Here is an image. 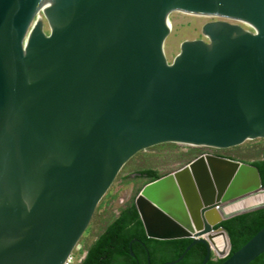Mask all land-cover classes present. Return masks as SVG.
Segmentation results:
<instances>
[{
	"label": "water",
	"instance_id": "water-1",
	"mask_svg": "<svg viewBox=\"0 0 264 264\" xmlns=\"http://www.w3.org/2000/svg\"><path fill=\"white\" fill-rule=\"evenodd\" d=\"M259 141L264 0H0V264H65L143 150ZM206 157L237 171L223 177ZM200 161L206 186L189 169ZM183 171L191 181L184 194L174 190L193 225L167 207L168 224L155 229L145 204L155 206ZM263 197L255 166L207 153L149 182L136 203L149 237L192 239L163 264L198 242L207 264L213 232L228 243L217 257L230 249L216 225L264 207ZM262 252L264 226L221 264H249Z\"/></svg>",
	"mask_w": 264,
	"mask_h": 264
},
{
	"label": "trees",
	"instance_id": "trees-1",
	"mask_svg": "<svg viewBox=\"0 0 264 264\" xmlns=\"http://www.w3.org/2000/svg\"><path fill=\"white\" fill-rule=\"evenodd\" d=\"M247 163L257 168L261 184L264 185V147L259 158ZM137 174L140 178L148 179V182L163 176L153 168L141 169ZM220 226L227 232L230 243L229 252L222 258L215 256L212 252L207 264L223 263L229 255L264 226V207L227 218L217 224L216 228ZM191 242V238L149 237L137 203L133 201L124 207L97 239L87 247V256L81 264H149L148 256L150 264H163L179 258ZM207 250L205 243L198 242L176 264H202ZM249 264H264V252Z\"/></svg>",
	"mask_w": 264,
	"mask_h": 264
},
{
	"label": "rangeland",
	"instance_id": "rangeland-1",
	"mask_svg": "<svg viewBox=\"0 0 264 264\" xmlns=\"http://www.w3.org/2000/svg\"><path fill=\"white\" fill-rule=\"evenodd\" d=\"M263 147L264 141L229 148H192L181 143L169 142L139 152L124 166L111 186L81 239V245L87 249L124 207L137 201L142 189L149 183L148 179L138 177L139 170L153 168L165 176L207 153L223 154L248 162L259 158L263 153ZM214 252L217 256L216 251Z\"/></svg>",
	"mask_w": 264,
	"mask_h": 264
},
{
	"label": "bare ground",
	"instance_id": "bare-ground-1",
	"mask_svg": "<svg viewBox=\"0 0 264 264\" xmlns=\"http://www.w3.org/2000/svg\"><path fill=\"white\" fill-rule=\"evenodd\" d=\"M207 159V157H206ZM209 162L210 164H212L214 167V169H216V172L219 173L220 175L223 174V177L228 176L229 174H234L237 171V167L235 164L232 163H228L225 162L223 160H215L213 162H211L209 159L205 160L204 163ZM204 163L203 162H198L195 163L194 165H192L191 167H189V169L191 168V174L196 172L198 174H200L201 178L203 179L204 182V186H206V180L205 177L203 178L202 175L204 176L205 172H204ZM185 172L181 177L176 175L175 180H168L169 186H171L170 188L165 190V193L160 194L158 196L159 198V203L156 202L155 206L154 205H150L148 203L145 204V210H146V216H148L150 218L151 224L155 229H162L164 230V227L166 226V224H168V220L166 219V216H170V212L169 211H165V208H173L174 210H176L179 218L183 221H185L184 223H190V220L186 219L185 217V212L186 208H185V203L187 202V200L182 199V195H178V193L174 190V186L176 187H180V190H182V193L184 194V191L186 190L184 187V184L182 183L183 181L189 185L190 183V178H189V172L183 171ZM182 178V179H181ZM196 178V177H195ZM207 178V176H206ZM162 184V183H161ZM155 188L153 187V190H155L156 188L159 187V184L154 185ZM161 186V185H160ZM187 187V185H185ZM152 189V188H151ZM188 189L190 191L189 194L191 196L192 192L191 189L188 187ZM153 190H151L150 193L153 192ZM180 192V191H179ZM208 193V192H207ZM146 194V193H145ZM148 197V196H147ZM181 197V200H180ZM264 200V197H263ZM254 201L253 200H248L245 203H239V204H235L229 207L225 208V212H231L237 208H240L241 206H245L247 204H253ZM181 206L180 208H178L177 205ZM188 205V203H186ZM182 210V211H181ZM169 212V213H168ZM193 225V224H192ZM169 229V228H168ZM196 232L199 231L198 229L195 230ZM217 233V236L213 239L214 240V244L213 247L216 250L217 253L223 254L227 251L228 248V243H227V238L225 235V232L223 231H215L213 232V234Z\"/></svg>",
	"mask_w": 264,
	"mask_h": 264
},
{
	"label": "built area",
	"instance_id": "built-area-1",
	"mask_svg": "<svg viewBox=\"0 0 264 264\" xmlns=\"http://www.w3.org/2000/svg\"><path fill=\"white\" fill-rule=\"evenodd\" d=\"M87 253V249L84 248L81 243H79L68 257V260L65 262V264H81L86 258Z\"/></svg>",
	"mask_w": 264,
	"mask_h": 264
},
{
	"label": "flooded vegetation",
	"instance_id": "flooded-vegetation-1",
	"mask_svg": "<svg viewBox=\"0 0 264 264\" xmlns=\"http://www.w3.org/2000/svg\"><path fill=\"white\" fill-rule=\"evenodd\" d=\"M225 19H216V20H213V21H211V23L212 22H214V23H218L219 21H224ZM219 155H223V154H219ZM223 156H225V155H223Z\"/></svg>",
	"mask_w": 264,
	"mask_h": 264
}]
</instances>
